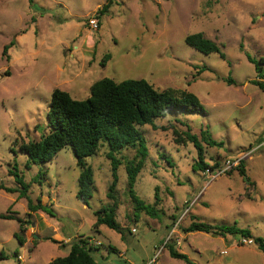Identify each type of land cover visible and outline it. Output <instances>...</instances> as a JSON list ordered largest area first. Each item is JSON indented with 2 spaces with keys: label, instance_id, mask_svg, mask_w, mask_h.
<instances>
[{
  "label": "rangeland",
  "instance_id": "374dc122",
  "mask_svg": "<svg viewBox=\"0 0 264 264\" xmlns=\"http://www.w3.org/2000/svg\"><path fill=\"white\" fill-rule=\"evenodd\" d=\"M110 1L101 12L107 0H33L32 5L0 0V185L10 190L0 189V215L15 218H0V264H48L78 240L97 248L90 252L95 264H186L171 258L166 244L195 264H264V253L252 240L184 231L193 221L236 224L264 240V90L251 82H264V64L258 78L247 59H264V0ZM193 33L215 42L224 59L185 45V36ZM4 46H9L6 54ZM105 55L110 57L101 65ZM200 67L208 69L197 75ZM104 77L184 90L204 108L205 115L169 114L156 120L171 123L167 131L140 128L148 155L134 191L153 204L157 188L154 217L139 213L134 221L124 166L133 149L116 155L121 165L111 196L106 145L85 159L94 180L86 205L76 198L81 170L69 147L45 164L29 162L19 149L48 132L54 89L84 100L90 86ZM227 77L234 83L228 85ZM187 127L197 136L207 130L223 142L205 147L208 167L247 153L245 177L234 167L208 182L195 166L192 144L174 143L173 130L182 133ZM37 200L46 212L29 210L28 202L36 205ZM111 205L122 235L105 225L93 227L94 212Z\"/></svg>",
  "mask_w": 264,
  "mask_h": 264
},
{
  "label": "trees",
  "instance_id": "16d2710c",
  "mask_svg": "<svg viewBox=\"0 0 264 264\" xmlns=\"http://www.w3.org/2000/svg\"><path fill=\"white\" fill-rule=\"evenodd\" d=\"M28 2L30 5L33 4V0H28ZM110 4L111 1L107 0L101 12L106 11ZM184 44L205 55L218 53L224 59L219 46L205 38L202 33L185 36ZM8 48L9 46L3 47V54H6ZM109 57V55H105L101 65ZM247 59L254 64L257 77L262 78L261 65L264 64V59L260 58L256 61L250 56H247ZM207 69L200 67L196 74L200 75ZM224 81L228 85L234 83L230 77L225 78ZM251 82L264 90V82L256 80ZM169 114L205 115V111L193 93L173 89L158 90L143 79H127L117 82L104 77L90 86L89 96L84 100L73 99L69 93L54 89L51 93L46 115L48 132L41 137L40 141L22 144L19 149L27 155L29 162L45 164L51 161L59 151L69 147L75 156L77 166L81 170L77 180L76 198L85 205L91 197L90 190L94 185L93 172L90 166L86 165L85 159L96 155L99 146L106 145L105 157L110 163L112 177L108 196H111L117 182V169L121 165L116 155L125 149H133L135 151L133 158L128 160L124 166L127 176V194L134 208V221L137 220L139 213L154 217L156 215L155 206L159 202L157 188H155L153 204H145L134 191L136 178L144 167L148 155L142 136L143 132L140 128L149 126L153 131H167L173 125L171 123L158 125L156 120L164 119ZM187 128L182 133L173 130L174 143H191L197 155L195 166L204 170L208 168L204 162L205 147H222L223 142L212 139L207 130H201L197 136L190 133L189 127ZM162 157L170 166L167 157L165 155ZM210 168L213 169L212 166ZM235 168L241 176L245 177L242 161ZM0 189L10 192L9 189L3 188L1 185ZM27 205L32 212L47 211V206L42 204L40 200H37L36 205L31 202H28ZM115 209V206L111 205L96 210L94 212L96 220L93 227L105 225L122 235L124 228L115 220ZM0 218L15 219L10 214L0 215ZM17 221L22 222L20 219ZM184 231L210 233L222 237L237 235L242 239L252 240L257 249L264 253V240L260 237L254 238L250 230L240 228L236 224L210 225L193 221ZM46 239L57 243L50 237ZM165 246L171 258L182 260L186 264H195L185 254L179 253L173 245L166 244ZM94 249L97 248H93L85 240H78L70 245L65 256L56 257L48 264H95L90 254ZM107 249L116 251L111 246H107Z\"/></svg>",
  "mask_w": 264,
  "mask_h": 264
},
{
  "label": "built area",
  "instance_id": "2783aa9c",
  "mask_svg": "<svg viewBox=\"0 0 264 264\" xmlns=\"http://www.w3.org/2000/svg\"><path fill=\"white\" fill-rule=\"evenodd\" d=\"M89 25L91 29L96 30L97 29V21L95 19L89 20ZM247 156V153H245L243 156H240L237 159L229 160L226 159L223 161V164L221 166L217 165L213 169L210 167L203 170V175L208 177V182L216 179L217 177L221 176L222 174H225L229 172L232 168L236 167L243 159ZM193 204V202L190 203L189 207ZM189 207H186V209L183 212V216L188 212ZM132 232H135V229H132ZM21 260V257H18V261Z\"/></svg>",
  "mask_w": 264,
  "mask_h": 264
},
{
  "label": "crops",
  "instance_id": "0c3cea01",
  "mask_svg": "<svg viewBox=\"0 0 264 264\" xmlns=\"http://www.w3.org/2000/svg\"><path fill=\"white\" fill-rule=\"evenodd\" d=\"M68 251H69V250H68ZM68 251H67V253H68ZM67 253H66V254H67ZM66 254H65V255H66ZM65 255H64V256H65Z\"/></svg>",
  "mask_w": 264,
  "mask_h": 264
}]
</instances>
